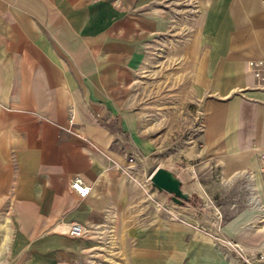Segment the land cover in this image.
Masks as SVG:
<instances>
[{
	"label": "crops",
	"instance_id": "crops-1",
	"mask_svg": "<svg viewBox=\"0 0 264 264\" xmlns=\"http://www.w3.org/2000/svg\"><path fill=\"white\" fill-rule=\"evenodd\" d=\"M257 60L264 0H0V264H243L227 242L264 247ZM157 167L184 201L147 189Z\"/></svg>",
	"mask_w": 264,
	"mask_h": 264
},
{
	"label": "built area",
	"instance_id": "built-area-1",
	"mask_svg": "<svg viewBox=\"0 0 264 264\" xmlns=\"http://www.w3.org/2000/svg\"><path fill=\"white\" fill-rule=\"evenodd\" d=\"M248 66L261 86H264V60L248 61ZM258 171L264 186V150L260 151L257 156ZM128 160H131L128 157ZM69 186L76 192L79 197L84 196L88 191V185L84 184L79 178H72ZM92 227L80 222L72 221L67 224V233L72 236H86L91 234ZM243 264H264V247L246 252L240 249L236 243H230Z\"/></svg>",
	"mask_w": 264,
	"mask_h": 264
},
{
	"label": "water",
	"instance_id": "water-1",
	"mask_svg": "<svg viewBox=\"0 0 264 264\" xmlns=\"http://www.w3.org/2000/svg\"><path fill=\"white\" fill-rule=\"evenodd\" d=\"M149 181L156 190L165 191L168 194H171V199L174 201L179 202V200L175 198L176 195L184 196L180 190L177 178L165 168H155L149 175Z\"/></svg>",
	"mask_w": 264,
	"mask_h": 264
},
{
	"label": "rangeland",
	"instance_id": "rangeland-1",
	"mask_svg": "<svg viewBox=\"0 0 264 264\" xmlns=\"http://www.w3.org/2000/svg\"><path fill=\"white\" fill-rule=\"evenodd\" d=\"M143 171H144V174H143L142 180H143L144 184L146 185L148 190H153L154 187L150 184V181H149V175H150L152 170L150 168H145ZM229 190H232V188L230 187ZM182 200L184 201V198H182Z\"/></svg>",
	"mask_w": 264,
	"mask_h": 264
},
{
	"label": "flooded vegetation",
	"instance_id": "flooded-vegetation-1",
	"mask_svg": "<svg viewBox=\"0 0 264 264\" xmlns=\"http://www.w3.org/2000/svg\"><path fill=\"white\" fill-rule=\"evenodd\" d=\"M169 196L171 197V194H169ZM182 197H184V196H182V195H176L175 196V198H177L179 201H181Z\"/></svg>",
	"mask_w": 264,
	"mask_h": 264
}]
</instances>
